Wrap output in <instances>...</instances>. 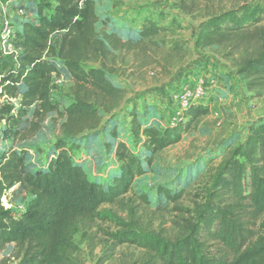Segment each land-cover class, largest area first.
<instances>
[{
  "label": "trees",
  "instance_id": "16d2710c",
  "mask_svg": "<svg viewBox=\"0 0 264 264\" xmlns=\"http://www.w3.org/2000/svg\"><path fill=\"white\" fill-rule=\"evenodd\" d=\"M34 1L15 6L22 16L30 12L33 19L8 22L15 58L3 57L0 50V137L23 133L22 140L30 139L46 120L59 121L60 137L42 170H31L24 150L0 152V252L12 247L9 257L14 264H77L76 237L80 243H91L96 239L93 228L103 223L113 231H103L98 264L113 259L120 247L139 252L131 264H264V121L251 125L245 139L228 148L192 208L178 205L184 190L158 187L163 204L178 214L171 220L172 235L155 230L139 213V207L150 206L147 195L126 196L145 173L144 163L150 165L156 155L179 143L210 115V109L191 106L182 120L165 127L155 124L154 112L145 114L144 126L131 113V138L147 153L142 160L118 140L114 113L122 108L126 90L110 76L121 51L143 45L167 49L169 58L183 60L184 46L167 40L178 27L176 22L162 25V18H142L136 8L112 13L107 0ZM177 8L181 15L205 19L194 49L221 51L245 90L260 98L264 0H239L232 8L217 11L208 4L202 8L199 0H180ZM5 13L0 7V25ZM61 71L72 83V102L63 109L52 96ZM105 116L109 119L102 128L112 140L106 144L107 158L114 159L117 171L113 176L108 172L110 181L99 182L88 178L69 150L79 149L78 139L100 129ZM104 157L99 156L101 163ZM8 193L28 201L19 206L21 210L13 208Z\"/></svg>",
  "mask_w": 264,
  "mask_h": 264
},
{
  "label": "rangeland",
  "instance_id": "374dc122",
  "mask_svg": "<svg viewBox=\"0 0 264 264\" xmlns=\"http://www.w3.org/2000/svg\"><path fill=\"white\" fill-rule=\"evenodd\" d=\"M25 1L27 0L10 3V0H0L4 8L8 4L5 10V19L8 22L15 24L20 18L33 19L30 12L22 16L15 7ZM179 1L107 0L112 13H130L131 8H136L140 10L138 11L142 18L148 15L154 20L162 18L160 22L162 25H169L171 20H174L179 28H172L173 31L167 40L177 41L186 49L184 59L180 61L178 58H169L167 49L155 50L149 45L120 52L116 60V71L110 76L126 90L122 108L114 113L118 124L116 131L118 140L124 142L131 151L144 160L147 153L131 138L130 114H135L141 126L145 125V114L152 112L156 115L157 126L175 124V116L179 112L178 92L184 86L193 87L200 78L205 83L207 93L202 104L209 106L210 115L203 118L196 128L185 133L179 143L156 155L150 165L144 163L145 173L135 179L132 192L126 196L129 198L133 197L134 193H145L150 206L139 207L142 221L155 230L161 229L168 236L173 233L171 220L178 213L171 212V205L163 204L164 201L157 195L156 189L164 187L172 192L184 190L185 195L178 205L186 209L192 208L193 202L198 201L196 196L203 194L210 175L224 158L228 148L240 144L251 125L264 121V93L260 98L248 93L244 83L235 79L231 61L221 58V51L194 49L195 34L205 19L181 15L177 8ZM199 1L202 8L208 4L217 11L230 9L239 0ZM134 24L138 26L139 22ZM1 28L2 25L0 30ZM84 67L88 68L89 65ZM221 79H232V85L223 83ZM211 81L215 82L214 87L210 85ZM71 85L64 71L54 79L52 96L61 109L72 102ZM2 102L3 99H0V104ZM108 119L109 117L105 116L100 129L78 139L79 149L69 150L73 161L81 163L88 178L93 181H110L108 172L110 171L113 176L117 171L114 159L107 158L106 144L112 140L102 127H106ZM58 125V120H46L41 130L26 140L21 139L23 133L17 136L5 134L3 139L0 137V152L24 150L27 154L26 164L31 170H42L46 166L53 144L60 137ZM103 155L105 157L101 163L99 156L102 158ZM8 195V202L13 208L19 209L20 205L28 201V198L23 199L19 195L10 193ZM1 201L4 207L8 206L5 198ZM107 208L110 207H102ZM108 230L113 231L108 224L98 223L91 233V235L96 233V239L91 243H80V238L76 237L80 250L76 257L77 264H98V259L103 254L99 240L103 238V231ZM11 252L12 247L0 252V264H14L9 257ZM138 254V251L131 248L120 247L116 249L113 259L104 264H131Z\"/></svg>",
  "mask_w": 264,
  "mask_h": 264
},
{
  "label": "built area",
  "instance_id": "2783aa9c",
  "mask_svg": "<svg viewBox=\"0 0 264 264\" xmlns=\"http://www.w3.org/2000/svg\"><path fill=\"white\" fill-rule=\"evenodd\" d=\"M0 7L3 12L5 8L0 3ZM13 34L8 26V21L5 19L0 30V50L3 57L14 59L17 51L12 45ZM205 83L201 80H197L193 87L187 85L182 88L177 94L178 109L179 112L175 116L176 121L182 120V113L190 108L191 106L202 104L203 99L206 97V89L204 87ZM210 85L215 86V82L211 81ZM8 208V206L6 207ZM22 207H19L21 210Z\"/></svg>",
  "mask_w": 264,
  "mask_h": 264
},
{
  "label": "crops",
  "instance_id": "0c3cea01",
  "mask_svg": "<svg viewBox=\"0 0 264 264\" xmlns=\"http://www.w3.org/2000/svg\"><path fill=\"white\" fill-rule=\"evenodd\" d=\"M110 9H111V8H110ZM110 9H109V10H110ZM110 11H111V10H110ZM123 13H124V12H123ZM121 14H122V13H121ZM196 34H197V32H196ZM196 34H195V36H196ZM235 79H238V77L235 76ZM221 81H222L223 83H225V84L227 83L229 86L232 85V84H231V83H232V82H231L232 79H227V80H225V79H221ZM177 83H178V82H177Z\"/></svg>",
  "mask_w": 264,
  "mask_h": 264
}]
</instances>
